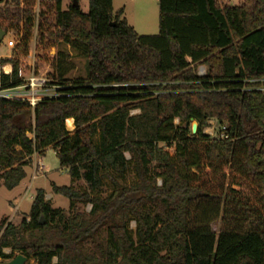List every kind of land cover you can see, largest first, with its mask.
<instances>
[{
  "label": "trees",
  "instance_id": "trees-1",
  "mask_svg": "<svg viewBox=\"0 0 264 264\" xmlns=\"http://www.w3.org/2000/svg\"><path fill=\"white\" fill-rule=\"evenodd\" d=\"M47 1L37 45L67 44L87 74L68 77L71 55L58 50L62 95L33 108L0 99V182L13 189L33 155L52 147L88 187L52 191L90 210L67 214L38 189L18 225L0 220V262L264 264V0H158L154 35L138 34L112 0H88L87 12ZM33 5L0 0V31L19 34L21 54ZM0 80L17 84L16 60ZM210 120L215 136L203 131Z\"/></svg>",
  "mask_w": 264,
  "mask_h": 264
},
{
  "label": "rangeland",
  "instance_id": "rangeland-1",
  "mask_svg": "<svg viewBox=\"0 0 264 264\" xmlns=\"http://www.w3.org/2000/svg\"><path fill=\"white\" fill-rule=\"evenodd\" d=\"M242 0H218L219 4H229L237 5ZM69 0H63L62 8H64ZM80 10L82 12H87L88 10V0H78ZM113 12L119 9L123 10V15L129 25H131L138 34L142 35H154L158 32V0H112ZM13 39L14 44L19 42V34L7 35L4 37L0 43V57L15 55L22 56L20 52L17 51L16 45L13 48H8L6 46V40ZM38 44V29L35 25L31 28L30 38L27 44V52L24 54H29L35 57L36 62L40 66L41 71L48 72L50 74L54 73L52 64V56L58 50L70 53L71 61L73 64L72 71L68 73V77L71 78H85L87 74L86 69V59L84 57H79L75 55V51L71 49L65 43H55L48 52H44L43 45ZM27 59V58H26ZM203 66H197L196 71ZM204 68V67H203ZM135 112V111H133ZM177 124L178 121L176 120ZM67 128L70 130L69 126ZM214 122L210 120L208 124L203 128V131L211 136H215L216 132L214 129ZM73 129V127H72ZM71 129V130H72ZM166 136L170 133H165ZM126 158L129 159L128 154ZM36 163H40L44 166L41 173L32 179V174L34 173V167ZM26 177L20 181V183L13 189L8 190L0 182V220L7 218L9 222L18 225L23 216H27L30 211L32 199L38 189H43L45 191L46 199L50 200L52 207L62 208L65 213H73L75 211H85L90 210V204L83 202H76L73 206L69 205L68 199L60 194H56L51 189V184L62 186H70L80 191H88L87 184L82 180H71L66 168L61 167L56 155V150L52 147H48L43 155L34 154L32 161L29 165L24 167ZM133 179V174L128 173L126 176V181H131ZM112 189L111 184L107 181H103L102 195L108 194ZM222 226L221 219L211 224L213 230L218 231ZM134 223L130 222L129 229L133 230ZM106 231L103 229L99 236L105 238ZM25 264H35V261L31 258L27 259Z\"/></svg>",
  "mask_w": 264,
  "mask_h": 264
},
{
  "label": "built area",
  "instance_id": "built-area-1",
  "mask_svg": "<svg viewBox=\"0 0 264 264\" xmlns=\"http://www.w3.org/2000/svg\"><path fill=\"white\" fill-rule=\"evenodd\" d=\"M47 0H34L33 5V21L32 27L38 29L39 22L41 20L40 14L42 12H47ZM16 35L14 31L4 32V36ZM2 40L0 42H2ZM6 46L8 48L15 47L13 39L6 40ZM22 56H2L0 57V76L7 75L10 76L13 69V60L17 61V84H2L0 80V99L12 100L26 102L32 108L40 101L49 98H56L63 94V87L59 85L52 74L40 70L39 64L36 62L35 57L29 54H21ZM54 55L52 56V58ZM27 58V59H26ZM3 59L8 61L2 62ZM51 65V62L50 64ZM8 66V69H6ZM197 75L201 76L204 74L205 70L203 67L199 68ZM220 137H226L223 132H221ZM44 166L40 163H36L34 167V173L32 174V179H34L38 174L41 173Z\"/></svg>",
  "mask_w": 264,
  "mask_h": 264
},
{
  "label": "water",
  "instance_id": "water-1",
  "mask_svg": "<svg viewBox=\"0 0 264 264\" xmlns=\"http://www.w3.org/2000/svg\"><path fill=\"white\" fill-rule=\"evenodd\" d=\"M73 5L75 7H78V1L77 0H73ZM112 25H114V22L112 23ZM4 36V32L0 31V41L2 40ZM197 132V122L196 121H192L191 123V133L192 134H196ZM41 223L43 222L42 218H41ZM27 258L21 254H17L14 258L10 259L9 261H4V262H0V264H25Z\"/></svg>",
  "mask_w": 264,
  "mask_h": 264
},
{
  "label": "bare ground",
  "instance_id": "bare-ground-1",
  "mask_svg": "<svg viewBox=\"0 0 264 264\" xmlns=\"http://www.w3.org/2000/svg\"><path fill=\"white\" fill-rule=\"evenodd\" d=\"M6 69H8V66H6ZM67 125L69 126L70 130L72 129L73 125H72V120L68 119L67 121Z\"/></svg>",
  "mask_w": 264,
  "mask_h": 264
}]
</instances>
